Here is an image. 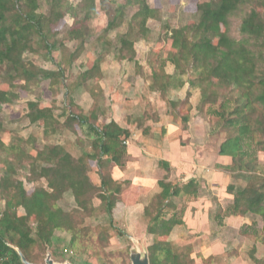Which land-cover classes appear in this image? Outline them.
<instances>
[{
	"label": "trees",
	"instance_id": "trees-1",
	"mask_svg": "<svg viewBox=\"0 0 264 264\" xmlns=\"http://www.w3.org/2000/svg\"><path fill=\"white\" fill-rule=\"evenodd\" d=\"M62 1L46 0L50 9L41 20L33 11L37 6L35 0H0V65L9 66L8 72L1 73L0 107L11 104L18 97V91H13V87L20 86L26 91L30 83L39 85L42 80H49L50 84L63 83L66 87L64 104L59 114L65 116L63 130L76 134L75 126L85 127L89 142V150L75 157L61 143L37 147L29 137V147H25L21 139L5 143L0 138V166H3L0 198L4 201L0 212V264H23L21 256L30 263H38L31 258L32 249L52 247L58 232L70 236L65 242L67 247L62 249L65 253L76 254L94 248L90 239L94 234L88 232L82 222L96 212L110 219L120 190V183L113 180L108 165L110 162L121 164L126 153L125 141L131 134L113 120L96 124L76 102L79 93L76 91L90 84L94 74L98 73L97 64L83 70L73 83L67 84L64 75L85 44L83 25L90 12L95 11V0H83L84 19L65 31L63 40H76L77 44L72 51L65 53L56 69L37 67L24 58L26 52L35 50L32 47L34 39L46 50L47 56L51 54L54 41L51 38L56 35L53 29L64 17L60 8ZM126 2L142 5L144 0ZM216 5L214 10L208 2L197 4V22L182 27L174 35L176 40L173 39L186 47V51L169 52L161 61L159 72L151 67L150 75L153 86L163 99L170 82L187 86L178 106L188 102L192 90L199 92L201 98L197 110L205 116L216 117L222 129L232 132L218 144V154L232 159L230 164L221 168L242 170L243 160L248 156L245 145H248L251 134L257 133L264 140V0H217ZM121 10L116 7L114 16L107 22L108 29L120 23L118 14ZM153 13V9L147 8L132 15L138 30L136 35L128 32L126 37H120L121 47L125 49L122 59L130 61L135 57L134 41L147 37L146 22ZM234 17L239 38L233 33ZM166 62L173 65L172 74L163 70ZM18 81L21 82L19 85L15 83ZM94 85L91 83L89 87L93 95L98 88L97 85L93 88ZM26 106L30 124H42L46 135L58 133L55 126L60 122L59 115L52 113V107H40L36 100L28 101ZM208 128L210 134L221 133L216 126ZM90 161L96 162L98 183L89 174ZM162 165L167 168V163L162 162ZM22 171L26 172L25 177L37 183L31 192H27L23 181L16 178ZM41 180L45 185L38 183ZM158 186L159 191L143 209V217L148 221L146 231L162 238L180 223L174 215H165L164 208L174 206L171 198L196 195L198 188L192 180L179 184L161 179ZM227 189L233 194V201L227 214H216L217 219L221 221L226 216H245L247 213L261 216L263 226L255 234L256 239L264 244V192L261 191L264 187L250 184L237 190L230 184ZM66 192H70L76 203L73 211H65L58 205ZM90 201L95 205L84 207ZM19 208L23 209L21 214ZM105 234L100 233V241L106 240ZM147 253L150 264L179 263L169 240H156L147 247ZM71 262L75 263L72 257Z\"/></svg>",
	"mask_w": 264,
	"mask_h": 264
},
{
	"label": "rangeland",
	"instance_id": "rangeland-1",
	"mask_svg": "<svg viewBox=\"0 0 264 264\" xmlns=\"http://www.w3.org/2000/svg\"><path fill=\"white\" fill-rule=\"evenodd\" d=\"M35 1L37 5L33 9L35 16L43 20V18L48 15L50 6L46 0ZM126 1L127 0H95V11L90 12L89 18L83 25L82 31L85 44L78 58L74 60L70 68L64 71V75L66 76L67 84L73 83L78 79V75L83 70L90 68L93 63H96V70L98 73L94 74V77H92L93 82L91 81L90 84L95 83L96 79L107 93H110V87L116 86L119 90V96L125 97L122 99L126 101V105H128L135 95V87L133 88L131 86L130 80L135 77V74H137L136 71L140 70L139 72L149 75L151 73V67H153L159 72L161 61L166 59L169 52H185L186 47H182L173 41V39H175L174 35L176 32L180 31L182 27L197 22L199 13L196 7L198 3L208 2L215 10L217 9V0H144L142 5L127 3ZM82 5L83 0H63L60 8L64 11V17L53 29V31H56V35L51 38L52 40L54 39L51 43L53 45L51 54L47 56L46 50L41 47L37 39H34L32 41V47L35 50L26 52L24 58L31 61L37 67L43 69H56L57 63L63 61L65 53L72 51L77 44L76 40H63V37L65 31L69 29V27L76 26L79 24L78 22L84 19L85 10L82 9ZM116 7L122 8V12L118 14L120 23L108 29L107 22L114 16ZM147 8L153 9L154 11L153 17L148 18L146 22L148 30L147 37L134 41L135 57L132 60L127 61L122 59L121 55L125 52V49H122L119 39L120 37H126V33L128 32L136 35L135 33H137L138 25L136 21L133 20L132 15L140 9L144 10ZM234 18L233 33L239 38L240 34L237 32L238 24L236 17ZM101 65L103 66V70H101ZM8 68L9 66L0 65L1 81H3L1 76L9 71ZM163 70L172 74L174 72V67L169 62H166ZM15 83L19 85L21 82L18 81ZM90 84H85L84 87L82 86L76 91L77 93L79 92L76 97V102L85 106V112H88L90 109L88 106ZM95 87L96 84L93 88ZM65 88L63 83L50 84L49 80H42L39 85L30 83L26 91H23L20 86L13 87V91H18V97L13 99L11 104H5L0 107L1 140L5 143H9L10 141L21 139L22 145L25 147H29L27 142L29 137L33 138L31 142L37 147H41L43 144L61 143L75 157L79 156L82 151L89 150V142L86 137L87 134L84 132V127L75 126L76 134H71L63 130L65 116H60L59 114L64 104ZM139 90L136 89V91ZM168 94L171 99L177 96L173 90H169ZM105 97L109 98L108 96ZM30 100H36L40 107H52V113L56 116L59 115L58 118L60 122L55 126L58 130L57 134L46 135L43 132L42 124H30L28 122L26 117V104ZM100 103L102 105L104 103L103 93L100 97ZM152 105L155 104L152 103L150 106ZM148 106L147 102H145L143 108H147ZM153 107L154 106H152V108ZM157 107L155 109H157ZM179 108L181 109V106H178V109ZM158 109L160 110L161 107H158ZM153 110L154 109H151L150 112H153ZM162 111H164V106H162ZM198 113L201 114L200 112H197V114ZM201 116L205 120L206 127L212 128L216 126L217 129L219 128L221 130V133L217 135L215 133L210 135V142H212L209 143L210 148H212L211 146L215 147V144L217 146L223 138L232 134L229 129L227 131L222 129L216 117H204L203 114H201ZM182 136L184 135L179 136V138ZM164 143L165 142H163V145ZM245 147L248 149V156L243 160L244 165L242 170L236 169L226 171L221 168L225 176L216 175L217 177H230L231 180L227 186L231 184L237 190L250 184H260L264 187V140L259 134L253 133L249 137L248 145H245ZM165 152L166 151L163 150V154ZM176 153H178L177 148L173 150L172 156L174 158H176ZM1 157L0 155V160ZM162 166L164 167V165ZM2 168L3 166L0 168V176L3 171ZM164 168L166 169V167ZM88 170L91 177H98L95 161L89 162ZM26 175V172L22 171L19 177L16 178L23 181V186L27 192H31L37 183L30 181L28 177H25ZM178 176L181 177L183 175L178 174ZM38 183L45 185L43 180ZM227 186L224 189L228 197L222 194V192H224L222 191L223 189L212 194L211 190L205 191L204 188H202L200 197L202 196L201 199L203 200L200 203V207L207 208V211L210 210L209 216L211 213L219 215L227 214L228 207L233 201V194L228 192ZM261 191L264 192V189H261ZM130 199L132 198L130 197ZM148 199L149 198L145 199L142 197L140 200L145 203ZM206 200H208L209 203L206 202ZM171 202L174 206L165 207V215L166 217H172V215H174L173 217L177 218L181 224V218L183 219L185 215L183 211L185 213V211L189 209L191 198L174 197L171 198ZM3 204L4 201L0 198V212L3 209ZM58 205L65 211H73L74 207H77L73 197L68 193L58 201ZM22 212L23 209L19 208L18 213L21 214ZM246 215L253 217L256 221L247 226L249 229L248 231L246 227H240L241 234L248 233L250 235V240L247 242L244 241L243 245L247 243L251 244L252 239H254V244L258 246V248L256 249L254 244L250 247L247 246L246 253L255 264H262L264 263V244L260 243L254 235H257L255 232L261 231L263 222L259 215L251 213H247ZM191 216L193 217L194 214H191ZM147 222V217H143L142 209L141 207L138 209V206L131 212L130 210L128 211L126 207H121L117 213H115L114 210L110 219L109 216L96 212L93 217H86L82 222V226L86 227L88 232L94 234V237L90 238L94 248H87L86 250L76 252V254L65 253L62 249L63 247H67L65 242L70 236L67 233L58 232L55 233L54 245H52V247H34L31 252V258L33 261H38L40 264H44L47 258L52 259L55 264H73V262H71V257L75 262L74 264H132L131 255L133 253L138 251L141 257L145 256L148 254L147 247L156 240L162 239L169 240L172 244L174 253L178 255L179 263L174 264H216L215 262L219 256L210 255L204 257L202 251L204 247V238L202 239L200 237H205L204 235H207L208 232L210 235L213 234L214 230L213 232L209 230L211 225L210 217L208 220L203 221V225L207 223L208 226H206V228H208V230L203 231L198 226L192 230L188 224H185L183 227L174 228L173 231L162 238L156 235H150L146 231ZM257 224L260 225L258 228L256 227ZM211 228L214 227L211 226ZM100 233H106V240L100 241ZM223 239L225 241V237ZM228 247L230 246H227V249H229ZM227 249L225 247V250ZM232 251L238 252L235 248H233ZM70 255L72 256L70 257ZM222 256L223 255H221V257ZM239 264H243V262L241 261Z\"/></svg>",
	"mask_w": 264,
	"mask_h": 264
},
{
	"label": "crops",
	"instance_id": "crops-1",
	"mask_svg": "<svg viewBox=\"0 0 264 264\" xmlns=\"http://www.w3.org/2000/svg\"><path fill=\"white\" fill-rule=\"evenodd\" d=\"M102 67L101 65V70H103ZM139 71H136L137 74L130 80L131 86L135 87V95L128 105L123 100L125 97L119 96V90L116 86L110 87V93H107L96 79L94 84L98 88L95 89L94 95L88 92L90 109L86 113L91 115V120H94L98 125L113 120L119 126L128 129L131 134L127 139L126 153L121 164L117 165L110 162L108 165L111 177L120 183V190L112 213L114 210L117 213L121 207H126L131 212L137 206L138 209L141 207L143 212L149 199L159 191L158 181L161 179L179 184L192 180L198 188V193L182 196L186 199L191 198L190 210L183 212L185 215L183 219L181 218V224L179 223L174 228L188 224L192 230L198 226L205 231L208 230L206 228L208 225L207 223L203 225V221L210 217L209 230L212 232L214 230L213 234L210 235L208 232L207 235H204L205 237L200 236L202 239L204 238L202 249L204 257L219 256L216 264H239L241 261L243 264H255L246 253L247 246H253L255 241L251 237V244L243 245L244 241L250 240V235L248 233L241 234L240 227H247L256 219L249 215H230L219 221L215 213V215L211 213L209 216L210 210L207 211V208L200 207L203 200L201 199L202 196L200 197L202 188L205 191L211 190L212 194L223 189L222 194L228 197L224 188L231 179L230 177H217V175L225 176L221 166L230 164L232 159L229 156L218 154L219 143L217 146L215 144V147H209V143H212L210 142L209 128L206 127L205 120L201 116L202 113L197 114L199 112L197 106L201 98L199 92L192 90L188 102L183 104L181 109H178V102L183 100L186 94V85L180 87L176 82H170L163 99L160 92L153 86L151 75ZM165 73L171 74L166 70ZM136 89L140 90L136 91ZM169 90H173L177 96L172 99L169 98ZM102 93L104 95L103 105L100 103ZM145 102L149 105L147 108H143ZM152 103L155 104L152 105L153 108L150 106ZM157 105L161 107L160 110ZM80 106L85 110L84 105L80 103ZM162 106H164V111H162ZM156 107L157 109H155ZM151 109H154V113L150 112ZM85 131L86 128L84 127ZM181 135L184 136L179 138ZM163 142H165L164 145ZM175 148L178 152L175 154L176 158L172 156ZM163 150L166 151L164 154ZM162 162L167 163L168 171L161 165ZM178 174L183 176L179 177ZM92 178L95 183L99 182L98 177ZM67 193L70 194L66 192L63 197ZM142 197L149 199L143 203L140 200ZM90 202H87L84 207L89 206L91 208L95 205L94 201ZM206 202L209 203L208 200ZM191 214L194 216L192 217ZM259 226L256 225L257 228ZM227 246H230L229 249ZM255 247L258 248V246ZM233 248L238 252L232 251ZM221 255L223 256L221 257Z\"/></svg>",
	"mask_w": 264,
	"mask_h": 264
},
{
	"label": "water",
	"instance_id": "water-1",
	"mask_svg": "<svg viewBox=\"0 0 264 264\" xmlns=\"http://www.w3.org/2000/svg\"><path fill=\"white\" fill-rule=\"evenodd\" d=\"M21 260L23 264H40V263H30L26 261L24 257L21 256ZM132 264H149L148 256H140V253L136 251V253H133L131 255ZM44 264H55L52 259L47 258ZM71 264V263H69Z\"/></svg>",
	"mask_w": 264,
	"mask_h": 264
},
{
	"label": "built area",
	"instance_id": "built-area-1",
	"mask_svg": "<svg viewBox=\"0 0 264 264\" xmlns=\"http://www.w3.org/2000/svg\"><path fill=\"white\" fill-rule=\"evenodd\" d=\"M125 143H127V141H125Z\"/></svg>",
	"mask_w": 264,
	"mask_h": 264
}]
</instances>
